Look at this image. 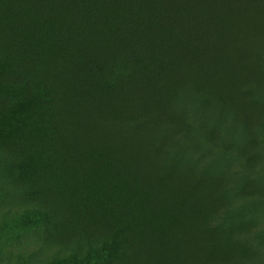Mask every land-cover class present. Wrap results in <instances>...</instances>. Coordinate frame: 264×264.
<instances>
[{
	"label": "trees",
	"instance_id": "trees-1",
	"mask_svg": "<svg viewBox=\"0 0 264 264\" xmlns=\"http://www.w3.org/2000/svg\"><path fill=\"white\" fill-rule=\"evenodd\" d=\"M259 10L264 0H0L3 80L20 81L38 106L23 156L44 158L24 196L37 199L65 247L86 243L102 264H213L193 216L217 207L207 173L193 182L180 159L161 156L165 138L155 146L143 129L166 122L187 136V111L207 113L217 103L211 97L192 103L185 94L172 99L177 110L165 107L160 99L168 81L188 78L220 91L235 74L252 83L244 93L264 92L256 63L264 60ZM124 99L150 110L161 106L138 121L113 116ZM253 107L264 131V113ZM234 111L248 146L249 112ZM4 118L0 132L12 124ZM201 137L228 148L211 133ZM228 213L221 211L215 224ZM249 260L244 255L230 264Z\"/></svg>",
	"mask_w": 264,
	"mask_h": 264
},
{
	"label": "rangeland",
	"instance_id": "rangeland-1",
	"mask_svg": "<svg viewBox=\"0 0 264 264\" xmlns=\"http://www.w3.org/2000/svg\"><path fill=\"white\" fill-rule=\"evenodd\" d=\"M260 15L261 29H264V13ZM259 44L264 50V42ZM256 63L262 65L264 73V60ZM3 74L6 77L7 74L0 71V122L9 116L12 124L7 128L6 122V130L0 132V264H102L94 248L86 243L65 247L60 230L56 232L37 209V199L24 196L30 176L40 171L44 158L38 159L29 151L27 157L23 156L26 153L24 145L30 139L28 131L34 127L32 115H37L38 106L32 90H23V84L16 79L8 80L7 77L8 81H4ZM238 78L231 75L229 85L220 91L195 81L189 83L188 78L178 85L168 81L160 99L165 107L177 108L171 106L172 99L185 94L192 103L207 97L216 99L217 103L209 106L207 113L197 108L187 111L192 125V132L187 136L171 131L166 122L152 131L143 129L155 146L161 137L165 138L161 156L170 153L173 158L180 159L193 182L207 173L204 181L212 187L217 207L214 209L210 204L193 216L199 221L194 227L195 234L200 242L208 244L213 264H230L244 255L251 259L248 264H259L253 260L255 256L264 263V131L259 130L257 113L253 111L256 106L264 113V92L244 93L252 83ZM240 85L243 90H239ZM261 85L264 90V79ZM18 90L22 92L20 97L16 93ZM160 106L154 104L155 109L150 110L135 99H124L123 109L113 107V116L138 121ZM236 107L245 109L250 115L247 123L251 142L248 146L245 145L242 116L234 111ZM203 133H211L213 140L225 142L227 150L206 142L201 137ZM243 145L244 155L241 156L238 150ZM247 157L251 160L247 161ZM244 186L251 188V195L245 194ZM226 208L229 213L225 220L215 224L217 215Z\"/></svg>",
	"mask_w": 264,
	"mask_h": 264
}]
</instances>
